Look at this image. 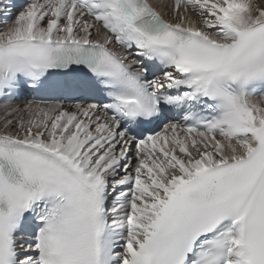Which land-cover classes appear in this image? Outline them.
Masks as SVG:
<instances>
[{
	"label": "snow or ice",
	"instance_id": "6c2138e0",
	"mask_svg": "<svg viewBox=\"0 0 264 264\" xmlns=\"http://www.w3.org/2000/svg\"><path fill=\"white\" fill-rule=\"evenodd\" d=\"M0 264H264V0H0Z\"/></svg>",
	"mask_w": 264,
	"mask_h": 264
}]
</instances>
